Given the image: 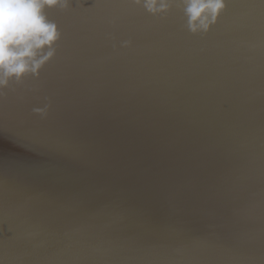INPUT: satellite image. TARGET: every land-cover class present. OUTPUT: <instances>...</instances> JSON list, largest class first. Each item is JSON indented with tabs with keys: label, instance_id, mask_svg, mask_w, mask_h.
<instances>
[{
	"label": "water",
	"instance_id": "obj_1",
	"mask_svg": "<svg viewBox=\"0 0 264 264\" xmlns=\"http://www.w3.org/2000/svg\"><path fill=\"white\" fill-rule=\"evenodd\" d=\"M226 3L200 34L45 9L56 55L0 99L2 264H264V0Z\"/></svg>",
	"mask_w": 264,
	"mask_h": 264
},
{
	"label": "clouds",
	"instance_id": "obj_2",
	"mask_svg": "<svg viewBox=\"0 0 264 264\" xmlns=\"http://www.w3.org/2000/svg\"><path fill=\"white\" fill-rule=\"evenodd\" d=\"M152 16H166L173 7L181 8L192 34L208 33L227 7L226 0H130ZM70 0H0V99L15 91L10 81L21 84L26 74L39 78L41 68L56 55L61 38L57 25L47 18L45 9L69 6ZM130 40L122 42L129 47ZM46 49V50H45ZM48 104L34 108L46 117ZM2 264V261H0Z\"/></svg>",
	"mask_w": 264,
	"mask_h": 264
},
{
	"label": "snow or ice",
	"instance_id": "obj_3",
	"mask_svg": "<svg viewBox=\"0 0 264 264\" xmlns=\"http://www.w3.org/2000/svg\"><path fill=\"white\" fill-rule=\"evenodd\" d=\"M103 6V4H101V3H98L97 5H96V7H102Z\"/></svg>",
	"mask_w": 264,
	"mask_h": 264
}]
</instances>
